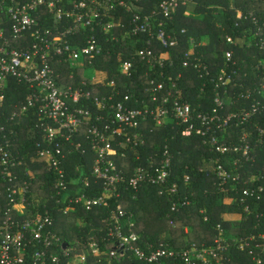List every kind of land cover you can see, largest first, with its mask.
Instances as JSON below:
<instances>
[{
  "label": "built area",
  "instance_id": "obj_1",
  "mask_svg": "<svg viewBox=\"0 0 264 264\" xmlns=\"http://www.w3.org/2000/svg\"><path fill=\"white\" fill-rule=\"evenodd\" d=\"M146 1L0 0V182H7L4 192L8 199L0 218V264H98L126 255L142 264H226L232 248L246 249L255 264H264V231L229 235L218 224L211 246L192 243L176 249L164 240L143 246L134 221L125 224L126 211L117 205L105 218L107 236L64 240L48 210H33L40 201L35 199L32 180L17 171L25 157L16 150L15 127L17 121L32 116L36 117L32 128L39 139L31 160L45 163L53 173V197L65 203L64 214L78 207L109 206V198L120 196V184L125 181L134 188L167 182L172 163L168 143L161 154L156 152L145 164H137L130 177L117 169L116 157L126 158L132 152L136 160L141 159L138 149L146 142L148 123L173 130L172 138L178 134L203 136L215 154L208 168L221 186L233 183L232 189L244 202L243 213L250 214L253 205L264 198V159L258 172L246 176L242 191L238 188L244 178L242 167L258 160L257 148L264 150V56L255 66V72L262 71L261 78L234 95L238 70L223 67L213 73L211 64L194 52L191 37L193 46L185 52L181 68L195 70L205 80L203 85L210 80L215 92L214 106L197 111L179 83L184 71H172L177 67L173 49L180 40L168 30L173 14L192 0H157L155 7H148ZM251 20L264 26L253 12ZM261 29L255 33L264 51ZM227 40L236 43L231 36ZM121 41L132 44L131 58L118 60L115 75L131 78L128 83L132 85L133 77L143 81L139 92H123L117 79L96 64L98 58L111 53L110 43ZM137 59L145 68L142 74ZM233 59V50H226V66L234 63ZM87 68L95 74L87 75ZM12 81L29 90L21 104L7 100ZM239 97L246 98L248 104L222 112ZM239 124L245 126L238 141L227 140V131ZM77 152L93 155L90 172L102 182L101 194L91 193L94 187L89 176H81L80 186L72 187L76 179L69 178L64 163ZM25 173L33 175L29 169ZM257 180L260 183L254 184ZM178 192L174 183L169 188L172 211L189 203L187 197L174 200ZM242 215L227 213L226 219Z\"/></svg>",
  "mask_w": 264,
  "mask_h": 264
},
{
  "label": "trees",
  "instance_id": "obj_2",
  "mask_svg": "<svg viewBox=\"0 0 264 264\" xmlns=\"http://www.w3.org/2000/svg\"><path fill=\"white\" fill-rule=\"evenodd\" d=\"M156 2L157 0H147L145 5L155 7ZM251 12L263 22L264 0H192L187 5H181L173 14L174 17L168 30L177 34L180 44L173 49L177 67L172 71L174 74L181 70L184 71L185 77L181 78L179 83L184 89L185 97L197 111L209 110L214 106L215 92L210 80H206V85H203L205 80L200 78L195 70L181 68L185 52L193 46L190 38L194 39V52L203 56V59L211 64L213 73L219 72L223 67L227 70H238L239 84L232 86L233 94L237 95L262 76L261 70L258 69L255 72L259 58L264 56V51L258 44L259 37L255 32L262 27L264 37V26L251 20ZM123 14L130 15L125 11ZM228 36L234 38L236 43H230L227 40ZM131 45L125 41L112 42L109 44L112 49L111 53L98 58L96 62L99 68L108 70L109 74L117 79L123 92L134 90L139 92L140 87L143 86V81L136 77H133L135 83L132 85L128 83L131 78L115 75L118 60L131 58L129 54L132 51ZM226 50L234 52V63H230L229 66L225 64ZM136 64H139V73L142 74L145 68L140 66L138 59ZM65 72H69L68 67ZM202 87L203 92L200 91ZM87 88H91L90 85ZM9 90L7 100L14 104L20 103L29 91L25 85L16 81L11 82ZM103 90L108 92L110 89L104 88ZM234 100L235 103L222 112L248 104L246 98L243 97ZM35 121V116L25 117L15 124L18 131L16 150L25 157L24 163L18 167L17 171L21 177L29 178L33 182L32 191L36 194L35 199L40 201V205L33 207V210L42 213L48 210L55 220V230L64 240L87 239L93 234L99 239L107 236L105 218L117 205H121L126 211L123 219L125 224L134 221V229L140 233V244L143 246L147 242L158 244L161 240L170 243L176 249H185L192 243L211 246L218 232V224L226 228L228 234L237 236L264 231V198L259 200L258 205H253L254 209L250 214L243 213L244 202L241 201L240 195L232 189L233 183L221 186L215 174L208 168L207 163L215 154L209 151L203 136L181 137L178 134L172 138L173 130L155 127L149 123L145 130L146 142L138 149L141 159L136 160L132 152H129L126 158L116 157L117 169L123 170L127 177H130L137 164H145L147 158L156 152L161 154L164 145L168 143L172 153V163L167 182L163 185L144 184L134 188L125 181L120 184V196L114 195L109 198V206L92 210L78 207L77 211L64 214L65 203L62 200L58 202L53 197L55 191L53 173L48 170L45 163L31 160V156L36 151L35 143L39 139L38 134L32 128ZM244 126L245 124L234 125L225 134L226 139L238 141ZM263 152L264 150L257 148L258 160L253 165L247 164L242 167L244 178L242 183L238 184L240 191L246 186L243 184L246 176L261 169L264 159ZM92 158V154L82 155L77 152L65 161L64 166L69 178L76 179V183H72L74 189L80 186L81 176H89L90 185L94 187L91 193L101 194L103 192L102 182L93 177L90 172ZM28 169L33 172V175L25 173ZM186 175L189 176L187 181ZM174 183L177 184L179 190L174 194V200L185 199V197L189 200V203L180 205L176 211L171 210L172 203L169 200L171 194L169 188ZM258 183H260L259 180L254 182V184ZM6 184L7 182H0V218L8 207V199L4 192ZM227 213H242L243 215L240 219L230 220L226 219ZM13 215L18 218L16 213ZM24 216L20 215L19 218ZM258 222L259 227L256 226ZM98 264L142 263L126 255L120 260L114 259L110 262L105 260L104 263ZM226 264H255V262L248 250L232 248L230 260Z\"/></svg>",
  "mask_w": 264,
  "mask_h": 264
},
{
  "label": "rangeland",
  "instance_id": "obj_3",
  "mask_svg": "<svg viewBox=\"0 0 264 264\" xmlns=\"http://www.w3.org/2000/svg\"><path fill=\"white\" fill-rule=\"evenodd\" d=\"M86 73H87V75H89V76H93V75L95 74V72H94V70H93L92 68H87V69H86Z\"/></svg>",
  "mask_w": 264,
  "mask_h": 264
}]
</instances>
